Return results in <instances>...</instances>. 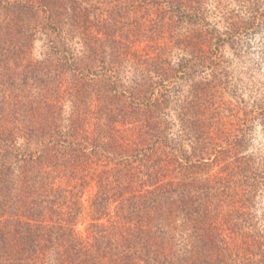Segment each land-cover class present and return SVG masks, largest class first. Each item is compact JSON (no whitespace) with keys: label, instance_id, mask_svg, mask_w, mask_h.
Here are the masks:
<instances>
[{"label":"trees","instance_id":"1","mask_svg":"<svg viewBox=\"0 0 264 264\" xmlns=\"http://www.w3.org/2000/svg\"><path fill=\"white\" fill-rule=\"evenodd\" d=\"M132 5L165 9L131 31ZM208 11L201 0H0V264H264V151L247 153L252 123L264 130V82L199 80L172 120L174 91L152 79L173 71L158 35L168 20L210 25ZM248 16L245 28L264 29L259 3ZM208 29L210 47L241 53L239 25ZM133 34L158 50L133 54L130 89L120 64L134 63Z\"/></svg>","mask_w":264,"mask_h":264},{"label":"rangeland","instance_id":"2","mask_svg":"<svg viewBox=\"0 0 264 264\" xmlns=\"http://www.w3.org/2000/svg\"><path fill=\"white\" fill-rule=\"evenodd\" d=\"M201 2L203 6L213 11L207 13V21L210 25H206V21L187 22L181 19L180 15H177L168 20L167 30L158 34L161 40L168 44L169 50L165 53V58L171 63L165 64L172 66L173 71L167 76L160 73L156 75L155 73L156 76L154 75L152 79L164 81L168 86L167 88H171L179 97L172 93V103L166 109L172 120L177 118L178 112L183 110L182 107L186 101L191 99V97L187 98L188 92L194 88L199 80H258L264 82V29L256 32L257 29L255 30L254 27L245 28L247 22L241 21L253 12L255 3H259L264 11V0H201ZM239 4L243 7L240 8ZM112 8L116 9L114 6ZM163 9L165 8L159 9L158 6L132 5V11L129 15L124 16L122 23L124 21L130 22L131 27L129 29L136 31L135 27L139 24V20L147 17L157 20V16L164 14L160 12ZM110 14H107L108 19ZM122 23L120 22L121 29L125 30L126 25ZM213 25L218 26L221 32L240 26L241 29L234 32L235 38L244 42L239 55L235 54L230 45H226L219 51L205 42L204 35L208 34V28ZM117 32L120 35L119 32L122 31ZM115 36L117 35L115 34ZM115 36L110 34L109 37L112 39L116 38ZM129 38L124 39V42L128 44V49H125V52L134 63L128 62L127 58L122 55L123 61L120 67L124 70V79L121 82L127 84L128 88L131 89L136 81H141L139 80L141 77L138 75L139 67L135 65L133 54L138 56L140 51L146 48L151 57L155 56L158 49L152 50L150 48V45H154L155 41L149 38L145 37L143 42H140L141 37L137 34H133ZM108 52L112 54V47L108 49ZM220 53L224 58L229 59L226 65L218 62ZM224 74L226 76L223 78ZM160 90L163 89L157 88L156 95L160 94ZM259 96V94L256 95V97ZM252 124L247 153L260 154L264 151V130L258 121H254ZM254 213L258 216H264V191L263 195L258 197ZM83 227L84 225H81L80 228Z\"/></svg>","mask_w":264,"mask_h":264}]
</instances>
